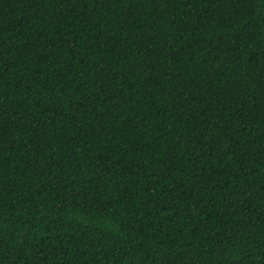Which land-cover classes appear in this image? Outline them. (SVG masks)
<instances>
[{
  "label": "trees",
  "instance_id": "16d2710c",
  "mask_svg": "<svg viewBox=\"0 0 264 264\" xmlns=\"http://www.w3.org/2000/svg\"><path fill=\"white\" fill-rule=\"evenodd\" d=\"M0 264H264V0H0Z\"/></svg>",
  "mask_w": 264,
  "mask_h": 264
}]
</instances>
